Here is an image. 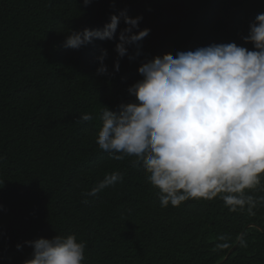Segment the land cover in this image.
I'll return each mask as SVG.
<instances>
[{
    "label": "trees",
    "instance_id": "16d2710c",
    "mask_svg": "<svg viewBox=\"0 0 264 264\" xmlns=\"http://www.w3.org/2000/svg\"><path fill=\"white\" fill-rule=\"evenodd\" d=\"M260 13L264 0H0V264H24L26 241L58 234L86 243L85 264H264V191L249 193L251 213L219 197L162 208L134 157L114 160L96 143L103 109L135 100L128 88L142 62L213 43L254 50L243 37ZM112 14L116 39L65 46ZM124 15L143 17L134 32L151 31L113 72ZM104 49L109 74L99 75ZM114 171L122 182L85 197Z\"/></svg>",
    "mask_w": 264,
    "mask_h": 264
},
{
    "label": "clouds",
    "instance_id": "9594fccd",
    "mask_svg": "<svg viewBox=\"0 0 264 264\" xmlns=\"http://www.w3.org/2000/svg\"><path fill=\"white\" fill-rule=\"evenodd\" d=\"M142 19L124 15L113 72L126 55L135 59L140 54V42L151 31H133ZM119 23L120 16L112 14L102 29L72 31L65 46L79 49L95 39H116ZM243 39L254 50L235 42L213 43L146 60L138 68L143 78L128 88L135 100L122 102L118 111L103 109L99 149L117 161L134 157L130 163L143 168L162 208L219 197L230 211L251 213L258 200L249 193L264 191V13ZM132 45L135 55L129 52ZM107 55L104 49L98 58L99 75L109 74ZM93 119L89 113L80 116L82 122ZM122 181L123 175L114 171L84 195L95 196ZM25 243L33 251L24 264H85L86 243L75 234Z\"/></svg>",
    "mask_w": 264,
    "mask_h": 264
},
{
    "label": "water",
    "instance_id": "95a60500",
    "mask_svg": "<svg viewBox=\"0 0 264 264\" xmlns=\"http://www.w3.org/2000/svg\"><path fill=\"white\" fill-rule=\"evenodd\" d=\"M242 235H243V233H242ZM242 235H241V237H240L238 243L236 244V246H238V244L240 243L241 238H242ZM236 246H235V247H236ZM235 247H234V248H235ZM234 248H233V249H234ZM233 249L228 253V256L232 253ZM228 256H227V257H228ZM225 260H226V259H225ZM225 260H223L221 263H223ZM221 263H219V264H221Z\"/></svg>",
    "mask_w": 264,
    "mask_h": 264
}]
</instances>
